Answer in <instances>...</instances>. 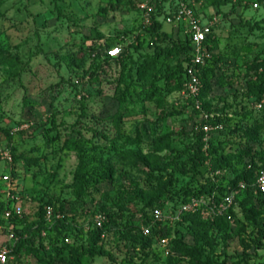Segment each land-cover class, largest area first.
Here are the masks:
<instances>
[{
    "label": "rangeland",
    "instance_id": "374dc122",
    "mask_svg": "<svg viewBox=\"0 0 264 264\" xmlns=\"http://www.w3.org/2000/svg\"><path fill=\"white\" fill-rule=\"evenodd\" d=\"M142 1L157 4L0 0V201L22 209L16 222L7 212L0 213V248L11 250L14 264H41L39 256L63 264L69 245L83 254L81 264H190L187 257L172 252L176 237L193 243L188 222L177 225L182 218L167 222L168 233L152 235L148 247L138 240L145 218L159 202L174 213L171 207L181 188L204 185L207 176L218 173L210 163L200 172L177 169L196 146L186 133L198 130L200 123L179 92L171 91L174 82L164 79L176 59L158 57L157 75L135 76L131 87L127 70L105 59L110 47L132 51L136 37L143 36L138 6ZM188 1L194 9L199 5L206 10L205 19L214 13L218 21L216 43L204 60L206 64L212 56L220 59L208 111L204 110L221 120L212 135L221 141L224 153L245 149L264 155V129L245 142L229 132L235 125L255 121L264 125V98L256 103L248 93V85L257 82L248 66L253 61L264 65V0H227L218 9L210 8V0ZM162 29L172 38L185 32L168 24ZM100 36L108 41L106 46H86V40ZM147 40L148 36L133 55L137 61L153 55ZM247 111L251 117L244 118ZM46 130L56 137L53 143L47 142ZM35 158V165L26 161ZM225 177L232 179L234 173L228 170ZM48 200L55 202L56 211L63 206L64 227L36 215ZM97 215L103 217V234L95 250L106 255L92 258L90 232L97 228ZM241 221L212 230L210 244L199 243L206 253L202 261L264 264V226L245 220L243 230ZM37 227L39 233L33 232ZM18 233L21 248L13 255Z\"/></svg>",
    "mask_w": 264,
    "mask_h": 264
},
{
    "label": "trees",
    "instance_id": "16d2710c",
    "mask_svg": "<svg viewBox=\"0 0 264 264\" xmlns=\"http://www.w3.org/2000/svg\"><path fill=\"white\" fill-rule=\"evenodd\" d=\"M188 1V0H187ZM262 1V0H261ZM210 8L218 9L227 3V0H210ZM155 9L151 14V25L148 27L143 26V36L138 35L136 37V45L135 43H131L133 46V50L129 51V49H121L120 53L117 57H110L106 54L105 59L113 61L117 64L123 71L127 70V73L130 77L129 86H133L136 83L134 79L135 76L138 78H147L148 76H156L158 67L157 58L162 57L163 59L175 58L176 62L173 67L169 68L168 74L164 77L166 83L174 82V89L171 91L180 92L183 88V84L185 82V70L187 65L190 63V47L191 42L188 35L184 32L181 37H174L168 33H166L162 29V24H165L161 17L166 13V5L168 0H156ZM206 5V4H205ZM201 8L197 7L195 11L200 16H206V10H200ZM141 12V11H140ZM214 15V13L207 14L208 17ZM161 16V17H160ZM215 26V25H214ZM214 26L212 28V32L208 35L205 46L207 50H211L212 46L216 43V35L214 31ZM146 36H148L146 46H152L154 51L153 55H146L140 61H137V58L134 57V53L140 50V45L145 42ZM108 44V41L104 39L102 36L97 39L86 40V46L88 48H95V45L98 47H104ZM117 47V46H114ZM110 47L109 49H111ZM248 50V49H247ZM220 61L219 57L212 56V59L207 60L206 64L201 67L200 80L202 83V89L200 93V100L202 102L203 110L208 111V105L210 103V99L208 97V93L212 89V80L218 75L219 68L216 67L217 63ZM128 67V69H127ZM249 72H254L253 76H256L257 82L251 83L248 85V93L252 94L256 103H259L264 98V65L261 62L253 61L250 66H248ZM133 72V73H132ZM222 78H219L220 81ZM129 88V87H128ZM154 88H157L156 86ZM157 91H159L157 89ZM167 91L170 92L168 89ZM155 91H152L151 98L154 97ZM188 105V104H187ZM190 106V105H189ZM191 107V106H190ZM194 116L192 118L195 121L199 120V123L204 124L207 123L213 127L218 126L220 123V119L210 118L207 121H204L200 118L199 113L195 111L191 107ZM244 118L251 117V111H247L244 113ZM53 128H55V123L52 121ZM264 129V125L259 122H253L248 126L235 125L232 129L229 130L230 134L236 136L241 141H251L252 135L260 132ZM218 129L212 130L209 133H204L199 129L196 130V127L191 129L186 133L191 135L194 138V144H196L195 148L192 149L191 153L186 157V160L183 161L177 169L180 171H185L188 167L196 172H200L202 165L205 163H210L213 165V170L217 171V174L207 176V182L204 185L193 188L186 186L184 189L177 193L175 200L172 204V211L174 212L181 204L189 201L192 198H197L202 195L211 196L214 195L217 199L223 197L230 190H235L236 194L234 197V205L227 212V214L217 217L211 220H203L199 214H185L183 215L182 221H180L177 225H181L184 221L187 223V228L192 232V240L193 243L189 244L184 241L182 236L176 237L172 240V252L177 254H182L189 259L190 264H209L208 260L202 261V258L206 256L205 250L199 245L200 242H204L205 244L209 243L208 234L212 230L222 229L227 226L232 221L242 220L240 223V227L244 230V221L247 220L252 224H257L259 227L264 226V195L259 193L255 187L253 186L254 179L258 173V171L264 168V155H256L250 154L249 151L245 149H239L234 153H224L223 152V144L221 141L213 137L212 133L217 132ZM45 138L48 143H53L56 140V137H53L49 134V131L46 130L43 132ZM206 137V141L204 138ZM220 149V155H216ZM29 165L37 164L38 160L35 159H27L26 160ZM231 171L234 173V177L232 179H227L225 177V172ZM164 170L161 169L160 172ZM159 180H163V175L158 176ZM244 182L246 184L245 189H239V184ZM166 186V185H164ZM157 200V197L152 199L151 202ZM46 205H50L53 207L55 212L63 213V206L60 205L58 211L55 210L56 204L55 202L48 200L41 205L37 209L36 215L44 220V207ZM155 208L163 209L166 211V205L164 203L159 202ZM11 209L8 202L0 201V213L5 214ZM240 212V216L238 215V211ZM104 214L108 216L107 212L104 211ZM12 222H16L18 220V215L12 213L8 218ZM150 214L145 218V226H148L150 223ZM64 220H57L55 224L64 227ZM165 224L163 223L158 229L153 228L151 230L150 235H144L142 233V229L138 231V240L143 244V247H148L151 242V236L157 235L165 236L169 229H165ZM39 227L36 229H32L33 232L39 233ZM61 230V229H60ZM263 234L261 229L258 230ZM18 232V231H17ZM60 234L62 235L61 231ZM103 234V227H99L90 232V243L92 247V251L90 252L91 257L95 256H105L106 253L103 251H96L95 246ZM65 236V235H64ZM14 241L16 244L13 246L12 254L17 255L19 249L21 248L22 237L21 234L14 235ZM68 252V260L66 258H62L61 261L63 264H81V258L83 254L76 249L73 245H69ZM11 255V254H10ZM41 264H56L55 259H45L42 257H38ZM13 263V261H12ZM14 264V263H13Z\"/></svg>",
    "mask_w": 264,
    "mask_h": 264
},
{
    "label": "built area",
    "instance_id": "2783aa9c",
    "mask_svg": "<svg viewBox=\"0 0 264 264\" xmlns=\"http://www.w3.org/2000/svg\"><path fill=\"white\" fill-rule=\"evenodd\" d=\"M172 3V6L170 4ZM142 16V25L148 27L151 25V14L155 9V4L149 1H142L139 5ZM199 6V5H198ZM197 6V7H198ZM254 7H257L254 5ZM161 20L168 25L183 27L185 33L188 35L190 47V63L185 70V82L183 88L179 92V98L190 105L195 111L199 113L202 120L207 121L212 116L204 113L202 102L200 100V93L202 83L200 80L201 67L204 65V60L207 56V48L205 41L208 35L211 34L213 26L218 22L217 17L212 15L205 19L196 13L192 1L187 0H168L166 13L161 17ZM108 55L112 58L117 57L120 53L118 47H112L108 50ZM218 126H211L207 123L199 124L198 129L204 133H209L212 130L218 129ZM206 137L204 141H206ZM11 160L10 157H8ZM4 181L8 180V176L4 175ZM253 186L255 189L264 195V168L260 169L254 179ZM246 184L241 182L239 189H245ZM236 191L230 190L223 197L217 199L214 195H202L197 198H192L189 201L181 204L174 213L167 212L163 209L154 208L150 213V223L148 226L142 228L144 235H150L153 227H159L160 224L167 222H178L185 214H199L203 220H213L217 217L227 214V212L234 205V197ZM22 209L19 205L12 204L11 209L7 212L8 215L14 213L20 215ZM44 220L47 222L63 220L64 215L56 213L52 206L46 205L44 207ZM95 225L97 228L102 226L103 217L101 215L95 216ZM13 238V235H10ZM162 244L166 245L167 240L161 239ZM11 250L8 247L0 248V264H13L11 257Z\"/></svg>",
    "mask_w": 264,
    "mask_h": 264
}]
</instances>
